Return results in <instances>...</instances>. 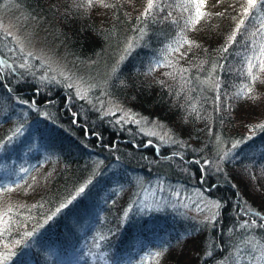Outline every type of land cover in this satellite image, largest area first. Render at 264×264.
I'll return each mask as SVG.
<instances>
[{"label":"trees","instance_id":"trees-1","mask_svg":"<svg viewBox=\"0 0 264 264\" xmlns=\"http://www.w3.org/2000/svg\"><path fill=\"white\" fill-rule=\"evenodd\" d=\"M13 1L79 72L23 62L0 29V257L14 254L4 264H238L264 245V78L242 76L259 63L264 0L247 16L246 0H205L210 15L194 26L185 0H155L150 15L105 0L99 21L95 2ZM108 99L139 123L118 119ZM153 120L163 140L145 132ZM151 187L164 203L142 208Z\"/></svg>","mask_w":264,"mask_h":264},{"label":"rangeland","instance_id":"rangeland-1","mask_svg":"<svg viewBox=\"0 0 264 264\" xmlns=\"http://www.w3.org/2000/svg\"><path fill=\"white\" fill-rule=\"evenodd\" d=\"M7 3H2L0 7V29L4 32H6L8 35H11L12 38L17 42L18 47L20 50H23L25 52L21 55V59L24 62H30L31 60H34L35 57L41 59L42 61L49 63L54 62L56 66L60 67L63 78H69L68 75H70L71 78H77L74 73L79 72L77 70V64L73 63V60L71 61L70 57L67 56L66 49L61 45V50L59 51L57 48V42H51L49 38H46L44 33H37L32 28H35V24L30 25L28 21H26L23 14H14L13 13V7H14V1L13 0H6ZM208 3L210 2V6L212 8L221 7L224 5L223 0H207ZM139 3L138 8H133L135 11V14L141 13L146 5L147 0H135V3ZM96 3V2H95ZM134 3V1H133ZM50 4V3H49ZM51 6V5H50ZM222 8V7H221ZM88 9V8H87ZM86 9V10H87ZM90 11L94 14L96 19L99 21L102 18H108V15L110 14L106 7L101 6L100 3H97L92 8H89ZM61 26V25H59ZM62 27V26H61ZM59 47V46H58ZM52 60V61H51ZM47 64V63H46ZM253 64V63H252ZM58 67V68H59ZM161 69H158V72L156 73L157 77L162 76V73L160 71ZM115 71L114 65H112V69L108 73L110 74V78H113V75ZM99 77L95 78H102L106 77V71H103L101 73H97ZM245 74V75H244ZM101 75V76H100ZM108 75L106 78H108ZM252 75L256 76L257 78H264V68H261L259 66V63L256 64L255 67L252 68ZM252 75H249L248 72V66H246V71L242 74L243 78H252ZM241 76V75H240ZM240 78V77H239ZM95 82L98 81V79H93ZM92 80V81H93ZM91 81V82H92ZM155 81V80H154ZM71 86V84H69ZM78 85V84H75ZM73 85V86H75ZM79 88L76 86L74 89L73 94L71 95L73 98H75L73 95L80 96L83 92L82 88ZM71 89V90H72ZM261 90V86L258 87V91ZM87 94V91L85 92V96ZM71 97V98H72ZM113 99H108L106 101V105H108L107 110L109 112L114 113L117 116L118 119L124 120V122H127L131 120L132 122H138L139 123V115L132 116L129 112V110H126L125 107L120 105L119 103H116V101H112ZM147 128L145 129V132H148L151 136H157L161 140H163L162 136L167 132L166 128L163 124L157 123L155 120L152 122L145 123ZM160 188V186H159ZM153 189H157L156 187H151L150 189L142 190L137 204L141 206L142 208H149L151 209V206L155 204V207H158L164 203V199L161 196L163 193V188H160L161 194L159 196H156L155 191ZM175 198H177V195H175ZM179 204L184 207L188 208L189 203L186 202L185 198L179 199ZM191 212V209L189 210ZM195 214L199 215V208L196 211H193ZM211 210L207 209L206 213L202 214L204 218L210 217ZM193 241H188V243L185 245L189 246ZM188 249V248H187ZM250 251L244 253L237 259H235L238 264H264V245L263 244H257L253 242V246H250ZM189 254V252L182 253V256ZM243 256V257H242ZM245 256V257H244ZM233 262V261H232Z\"/></svg>","mask_w":264,"mask_h":264},{"label":"snow or ice","instance_id":"snow-or-ice-1","mask_svg":"<svg viewBox=\"0 0 264 264\" xmlns=\"http://www.w3.org/2000/svg\"><path fill=\"white\" fill-rule=\"evenodd\" d=\"M87 4L91 5L94 2L96 3H100L103 4L105 7L108 6V4L105 2V0H86ZM247 6L243 9L244 15L247 16L249 14V11L251 9H254L257 6V0H246ZM204 4H205V0H185V3L180 5L181 7L184 8L185 11H188L189 8L193 9L192 15L189 17L188 19V26H194L196 23H198L204 16L206 15H210V13L204 11ZM156 7V3L155 0H147V5L144 9V13L145 14H151L153 8ZM219 15V14H217ZM244 24V20L241 19L239 20V23L237 24L236 30L232 33L231 36H229L228 38V42L231 43L232 41L235 40V35L236 32L239 31L240 27ZM262 27H264V25H262ZM183 43H188L187 40H184ZM129 47H131V45H129ZM175 51L179 52V47H177L175 49ZM224 51H227V46H225ZM257 60H259V66L261 68H264V45H261L260 48V53L259 55L256 57ZM256 65L252 64L251 61H249L248 64V72L249 75H252V68L255 67ZM257 77L252 75V79L255 80ZM248 92H251V89H248ZM247 93H245V91L243 89H241V91L239 93H237V95H246ZM256 127L259 128H264V124H259L256 125ZM17 132H20V129H17ZM250 137H246V139H248ZM11 139V138H10ZM241 143V141H236L235 144H233V148L237 147L239 144ZM225 155H228V153H225ZM2 190V189H0ZM85 191V189L83 187H81L79 189L80 193H83ZM65 205H61V208L64 207ZM60 211V209H57V212ZM255 215L259 216V213H255ZM214 218V216L212 217ZM247 223V222H246ZM251 224L254 225L256 224V220H252ZM31 235V233L29 234ZM210 254V253H209ZM11 255H14L12 253L10 254H6L3 255L2 257H0V264H4V261L8 260L11 258Z\"/></svg>","mask_w":264,"mask_h":264}]
</instances>
